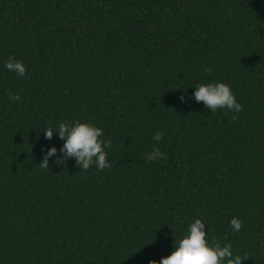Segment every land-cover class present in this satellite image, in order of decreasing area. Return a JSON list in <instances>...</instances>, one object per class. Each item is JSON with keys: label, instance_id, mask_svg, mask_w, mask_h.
<instances>
[{"label": "trees", "instance_id": "1", "mask_svg": "<svg viewBox=\"0 0 264 264\" xmlns=\"http://www.w3.org/2000/svg\"><path fill=\"white\" fill-rule=\"evenodd\" d=\"M0 264H264V0H0Z\"/></svg>", "mask_w": 264, "mask_h": 264}]
</instances>
